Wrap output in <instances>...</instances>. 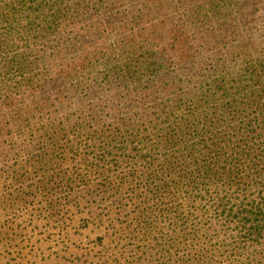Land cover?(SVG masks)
<instances>
[{
  "label": "trees",
  "instance_id": "1",
  "mask_svg": "<svg viewBox=\"0 0 264 264\" xmlns=\"http://www.w3.org/2000/svg\"><path fill=\"white\" fill-rule=\"evenodd\" d=\"M0 84L1 155L95 154L172 264H264V0H0Z\"/></svg>",
  "mask_w": 264,
  "mask_h": 264
},
{
  "label": "rangeland",
  "instance_id": "2",
  "mask_svg": "<svg viewBox=\"0 0 264 264\" xmlns=\"http://www.w3.org/2000/svg\"><path fill=\"white\" fill-rule=\"evenodd\" d=\"M12 141L32 149L25 135ZM29 150L7 149L5 156L0 151V264H172L178 247L187 250L184 259L192 258L185 236L171 233L168 222L159 233L138 227L137 185L125 183L122 193L114 188L118 184L105 185L110 166L96 164L95 154L91 165L63 159L58 175L49 179L37 162L44 154L31 156Z\"/></svg>",
  "mask_w": 264,
  "mask_h": 264
}]
</instances>
